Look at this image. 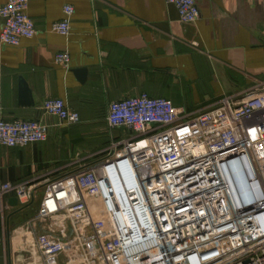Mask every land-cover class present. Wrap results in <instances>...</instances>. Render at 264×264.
Instances as JSON below:
<instances>
[{"label":"built area","instance_id":"1","mask_svg":"<svg viewBox=\"0 0 264 264\" xmlns=\"http://www.w3.org/2000/svg\"><path fill=\"white\" fill-rule=\"evenodd\" d=\"M164 1L182 23L198 19L196 0ZM27 5L0 7V45L35 36ZM62 13L50 29L66 36L73 8ZM69 61L66 52L54 56ZM38 110L60 124L79 122L61 99ZM105 122L130 136L58 176L0 186L8 220L42 189L34 215L7 232L25 252L19 264H264V90L191 116L141 94L110 102ZM48 129L40 120L0 119V147L44 142Z\"/></svg>","mask_w":264,"mask_h":264},{"label":"crops","instance_id":"2","mask_svg":"<svg viewBox=\"0 0 264 264\" xmlns=\"http://www.w3.org/2000/svg\"><path fill=\"white\" fill-rule=\"evenodd\" d=\"M196 4L198 19L182 23L164 0H28L35 36L17 47L0 45V119L40 120L49 126L48 137L24 148L0 147V186L58 176L91 162L112 139L128 138L127 131L108 136L110 102L146 94L191 116L225 98L263 91L264 0ZM65 5L73 13L69 33L61 36L50 28ZM59 52L68 53L67 66L54 62ZM77 70H85L83 81ZM20 79L33 106L19 103ZM53 98L79 122L41 116L39 105ZM1 229L0 216V264H10L15 241Z\"/></svg>","mask_w":264,"mask_h":264},{"label":"rangeland","instance_id":"3","mask_svg":"<svg viewBox=\"0 0 264 264\" xmlns=\"http://www.w3.org/2000/svg\"><path fill=\"white\" fill-rule=\"evenodd\" d=\"M115 135V132H109L108 131V136L110 137ZM113 143H115L116 141L114 139L111 140ZM111 143V142H110ZM110 143L108 144L107 147L110 146ZM106 147V148H107ZM39 197L37 196L34 200V202L26 209L23 210L22 212H19L17 215L13 216L12 218H10V220H8V217L6 214H3V216L1 217V227H2V235L4 237H7V232L11 231L15 226L21 224L22 222H24L26 219L30 218L32 215H34L37 206H38V201H39ZM1 216V215H0ZM9 222V223H8ZM11 240L15 241V245L14 249L12 251V256H11V264H19V261L22 259V257L19 255L21 254H25L24 251H22L20 244H19V238L18 237H10ZM8 264V263H7Z\"/></svg>","mask_w":264,"mask_h":264},{"label":"water","instance_id":"4","mask_svg":"<svg viewBox=\"0 0 264 264\" xmlns=\"http://www.w3.org/2000/svg\"><path fill=\"white\" fill-rule=\"evenodd\" d=\"M76 74L78 75L80 81L84 80L85 70H77ZM19 103L23 106H33L30 90L22 79L19 80ZM8 202L12 206L17 205L16 198H11Z\"/></svg>","mask_w":264,"mask_h":264}]
</instances>
